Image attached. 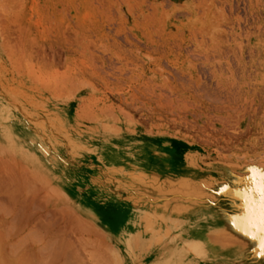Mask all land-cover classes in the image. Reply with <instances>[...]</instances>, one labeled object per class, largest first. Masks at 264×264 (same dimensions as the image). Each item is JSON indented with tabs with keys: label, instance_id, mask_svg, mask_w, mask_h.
<instances>
[{
	"label": "rangeland",
	"instance_id": "obj_1",
	"mask_svg": "<svg viewBox=\"0 0 264 264\" xmlns=\"http://www.w3.org/2000/svg\"><path fill=\"white\" fill-rule=\"evenodd\" d=\"M259 171L264 0H0L15 252L64 224L83 264H264ZM19 205L39 218L17 225Z\"/></svg>",
	"mask_w": 264,
	"mask_h": 264
},
{
	"label": "bare ground",
	"instance_id": "obj_2",
	"mask_svg": "<svg viewBox=\"0 0 264 264\" xmlns=\"http://www.w3.org/2000/svg\"><path fill=\"white\" fill-rule=\"evenodd\" d=\"M12 175L10 174H6L4 175L3 173L0 172V195L4 194L5 196H15L17 194V191L20 189L18 186H14V184L11 182L9 183L12 179H11ZM19 188V189H18ZM11 199V198H9ZM15 199V198H12ZM25 200V201H24ZM23 202H27L30 204V202H34L35 203V198H27V199H22ZM30 212V213H29ZM29 213V214H28ZM50 213V212H49ZM53 216L57 217L58 215L53 212ZM31 216L30 219L32 220H37L39 218V213L36 212H32L31 213V208L30 206L28 207V205H19L17 206V208L15 209V212H12V217L13 219L16 221V224H22L23 222H18L16 220V215L19 216V220H25V217L27 215ZM46 216V215H45ZM46 219V218H45ZM117 219L120 220V223L124 224V228L125 231H127L128 227H129V221L127 219V216H125V219L123 216L118 217ZM47 220V219H46ZM56 220V219H55ZM54 222V221H53ZM53 222L51 220H47L45 223H38L35 226H38L41 230L43 229H48L51 228V226L53 227ZM35 224V223H34ZM52 224V225H51ZM77 223H73L72 225H76ZM78 225V224H77ZM10 227V228H9ZM11 227L12 225L6 226L7 228V235L5 234V231H1L0 230V264H12L10 263V260L13 261V264H43L41 261V257L42 258H46L48 260H52V259H56V260H60L61 258L64 257H72V258H77V262L75 264H83L81 262V260L79 259L78 253L76 251V242H74L73 238L71 237V231H69L68 229H71V226H65L64 224H60L58 225V227L56 228V233L52 232L53 230H51V235H53V238L51 241H47L46 243H43L41 245L38 246V242L36 243V246H33L34 243L32 240H35V236L32 235V232L34 233L35 231L32 230L31 231V235L32 237H30V241H32L30 246H24V247H19L17 249V251L15 252V247L17 246V244L19 243L18 241L16 242L15 240L9 242L8 240L6 241L5 239H9L10 233H11ZM42 227V228H41ZM9 228V229H8ZM38 234H40L39 232H37ZM34 237V238H33ZM130 240H129V245H132L133 242H136L138 239V235L137 234H131ZM33 238V239H32ZM37 239V238H36ZM38 241V240H36ZM40 242V241H39ZM18 247V246H17ZM48 250V251H47ZM8 251H11L12 254L7 253Z\"/></svg>",
	"mask_w": 264,
	"mask_h": 264
},
{
	"label": "snow or ice",
	"instance_id": "obj_3",
	"mask_svg": "<svg viewBox=\"0 0 264 264\" xmlns=\"http://www.w3.org/2000/svg\"><path fill=\"white\" fill-rule=\"evenodd\" d=\"M252 171L257 172L258 170L253 169ZM251 179L254 180L258 185V190L260 193V213L258 219L251 224V230L246 232V235H250L253 240L259 242L260 248L262 249L261 255H264V171H259L258 175L252 177ZM227 190V185L221 189V191ZM242 219L246 222H249L247 217Z\"/></svg>",
	"mask_w": 264,
	"mask_h": 264
}]
</instances>
